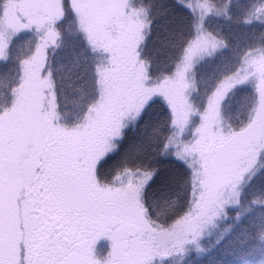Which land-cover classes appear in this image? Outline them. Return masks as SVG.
Masks as SVG:
<instances>
[{
	"label": "snow or ice",
	"instance_id": "snow-or-ice-1",
	"mask_svg": "<svg viewBox=\"0 0 264 264\" xmlns=\"http://www.w3.org/2000/svg\"><path fill=\"white\" fill-rule=\"evenodd\" d=\"M0 264H264V0H0Z\"/></svg>",
	"mask_w": 264,
	"mask_h": 264
},
{
	"label": "trees",
	"instance_id": "trees-1",
	"mask_svg": "<svg viewBox=\"0 0 264 264\" xmlns=\"http://www.w3.org/2000/svg\"><path fill=\"white\" fill-rule=\"evenodd\" d=\"M164 37H163V35H161L160 36V39H163ZM238 38H240V37H238ZM154 39H155V37H154ZM196 257H195V254H193V259H195Z\"/></svg>",
	"mask_w": 264,
	"mask_h": 264
}]
</instances>
